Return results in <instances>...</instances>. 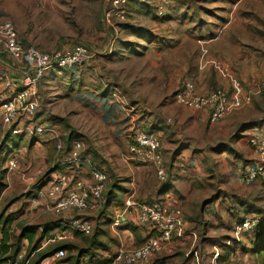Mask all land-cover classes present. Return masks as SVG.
<instances>
[{
	"label": "rangeland",
	"instance_id": "rangeland-1",
	"mask_svg": "<svg viewBox=\"0 0 264 264\" xmlns=\"http://www.w3.org/2000/svg\"><path fill=\"white\" fill-rule=\"evenodd\" d=\"M157 2L131 0L128 15L125 21L116 25L117 39L110 46L109 34L112 29L105 28L102 17L105 0H0V16L13 22L25 43L48 52L83 44L97 53L93 66L91 63L90 66L82 65L87 71L78 72L76 68L67 72V68H52L39 82L40 109L35 122L55 129L57 135H41L35 137L36 141L33 142L31 138L34 136L24 133L23 137L14 139L18 171L22 174L19 177H25L26 182L22 181L20 188L14 189L0 183V223L4 217L11 216L10 240H16L22 225H43L53 221L62 222L67 218L63 219L61 215L50 217L51 211L46 201L37 196L39 189L45 186L42 185L48 184L49 175L62 172L58 167L51 174L60 156L56 150L57 142L65 144L72 134L73 140H80L85 148V154L83 151L81 156L84 160L78 165L79 173L83 170L88 172L91 167H104L109 184H115L116 190L127 192V183L136 177L134 168L128 166L132 162L122 157L127 151L129 123L134 122L145 128L160 127L168 135L176 130V122L170 116L174 92L183 80L197 84L202 78L196 76L194 49V21L200 13L197 8L200 1L176 0L175 5L162 14L156 10ZM146 38L154 40V43L146 41ZM244 41L254 72L264 70L261 65L264 62V23L261 22L260 31L250 34ZM166 65L172 68L170 76L166 75V71L163 73L164 67L169 68ZM95 68L98 70L94 71ZM179 79L181 81L177 83ZM101 97H107L110 101V109L114 113L111 117L97 110L100 107L94 99ZM252 105L255 107L253 111L260 115L256 122L262 123L264 102ZM176 115L178 118L187 116L182 111ZM111 118L113 121H109ZM168 118L172 120L168 122ZM178 128L185 132L180 138L168 139L174 148L163 157L169 180L176 183L169 186L168 199L181 209L183 228L174 234L179 239L177 243L166 246L149 262L264 264L263 254L249 250L251 235L236 236L232 233L233 223L241 215L252 214L258 219L264 218V176L249 185H242L236 180L239 171L253 165L257 158L247 161L243 167L240 166L242 159L239 164L235 162L240 158L237 156L239 149L235 150V154L230 144L239 134L237 128L234 131L231 129L225 137L219 135L218 139H215L217 134L212 135L211 132L209 135L199 133L202 137L193 140L188 134L198 135L197 128L191 125ZM153 131L159 136L156 129ZM120 132L122 137L116 138L114 133ZM4 139L7 140V137ZM0 147L3 148L2 143ZM3 150L6 161L8 154L14 152L5 147ZM160 151L164 155L163 150ZM87 152L91 154L89 160ZM236 164L238 167L234 168ZM147 173L150 179L145 182L158 186L154 167L149 166ZM12 178L9 177L10 180ZM36 187L39 188L33 195L32 190ZM243 203L245 206H242ZM79 215L78 212L72 213V217ZM104 229L96 239L109 246L112 253L121 243L132 248L143 241L141 228L137 226L135 231L129 229L131 236L110 226ZM66 233L71 237L69 241L79 246L78 249H87L88 242L93 238L91 235L78 239L70 229ZM46 239L45 248L55 242L51 235ZM45 248L33 251L26 264H34ZM27 251L28 244L22 241L20 250L13 259L10 258L11 261L17 257L19 264ZM102 252L98 250L93 253L101 255ZM70 255V252H66L62 258ZM60 259L53 257L40 260L37 264H69L60 262Z\"/></svg>",
	"mask_w": 264,
	"mask_h": 264
},
{
	"label": "built area",
	"instance_id": "built-area-1",
	"mask_svg": "<svg viewBox=\"0 0 264 264\" xmlns=\"http://www.w3.org/2000/svg\"><path fill=\"white\" fill-rule=\"evenodd\" d=\"M131 0H105L103 23L108 29L110 46L117 39L116 25L125 21L128 15V6ZM176 0H158L156 10L165 11ZM0 49L6 51L13 59L25 65L26 70L21 81L14 82L0 73V83L3 87L14 89L9 98L0 93L1 122L5 128H11L12 134L27 133L38 137L41 135H57L55 129L35 122L36 113L40 104L39 82L45 73L52 68H67L69 70L81 67L93 61L97 53L83 44H73L62 49L43 51L34 45L25 43L20 37L12 21L0 16ZM110 52V48L108 49ZM264 90V74L259 79L254 92L243 93L239 82L233 84L232 91L216 88L206 93H199L190 81H184L174 92L173 99L177 105L193 109L205 110L209 120L215 122L232 110L251 102L254 95H260ZM171 118H168V122ZM15 124V126H13ZM13 126V127H12ZM128 145L125 160L150 163L155 170L159 183H165L168 178L164 158L161 153V138L154 131H148L143 125L131 122L128 126ZM245 142L252 148L257 161L244 172L239 171L238 179L243 184H250L264 172V135L258 129L246 135ZM56 150L64 152L62 141L57 142ZM83 144L80 140H73L70 149L65 153L64 164L66 170L50 177L48 184L39 189L37 196L53 202L52 208L56 212L76 211L77 217L62 221L70 229L84 235L93 232L94 222L90 219L102 206L103 192L106 188L108 175L91 167L88 171V182L79 177V163H81ZM9 170L17 167V161L10 157L7 161ZM134 212L135 222L139 225L154 229L156 234H149L138 246L128 248L119 246L112 256L110 264H146L152 256L160 253L171 241L173 233L182 220L179 206L170 199L140 202L134 193H127L123 204L112 217V227L117 229L122 225L125 216ZM259 219L254 215H244L235 225L233 233L242 236L250 233L258 224ZM1 243V238H0ZM65 250L58 249L53 257L62 258ZM17 257L3 259L0 255V264H17ZM79 264H85L80 261Z\"/></svg>",
	"mask_w": 264,
	"mask_h": 264
},
{
	"label": "crops",
	"instance_id": "crops-1",
	"mask_svg": "<svg viewBox=\"0 0 264 264\" xmlns=\"http://www.w3.org/2000/svg\"><path fill=\"white\" fill-rule=\"evenodd\" d=\"M199 1H200V4L197 5V8L199 9L200 13H198L197 18L194 21V27H196L195 32H194V37H195L194 49L196 53L195 54L196 76L202 77V78L199 79V81H197V84L194 83V81H190L187 79L183 80V82L184 81L192 82L195 86L196 91L199 93H206L216 88H224L228 91H232L233 84L235 82H239L241 84L243 93L254 92L259 79L264 74L263 72L264 70H261L260 72H254V67H251L250 60L248 58L249 53L246 51L248 47L247 45H245L244 39H247L250 36V34L252 35L257 30L260 31L261 22L264 23V0H199ZM252 2H254L255 4H253ZM174 5L175 4H173V6ZM148 42L154 43V40L152 41L150 40ZM164 46L165 44L162 45V47ZM104 55H107V54H104ZM92 62L93 61L83 64V65H89L91 63L90 65L93 66ZM261 65L263 68L264 62H262ZM166 66H169V65H166ZM171 69L172 68L170 66L169 68L164 67L163 73H165L166 71V75L170 76V71H172ZM25 70H26V67L23 63L16 61L6 51H3L2 49H0V73L2 75H4L7 79H10L14 82H18V81H21L22 77L24 76ZM93 70L97 71L98 69L95 68ZM69 71L70 70L67 69V72ZM82 71L85 72L87 70L84 69L83 66L78 67V72H82ZM180 81L181 79H179L177 83H179ZM40 90H41V87H40ZM105 90L103 91L104 93H106ZM14 92H15L14 89L5 88L3 87L2 83H0V93L5 95L7 98L11 97ZM254 97H252V100L254 98L253 102H250L240 108H236L232 110L230 113H228L227 115H225L224 117H222L221 119L215 122H211L209 120L208 113L205 110L189 109V108L177 105L174 102V105L172 104V106L170 107L172 108V110L170 111V116L173 118L174 122H176V125H175L176 130L171 131L173 133L168 135L160 127L153 128V130L154 129L157 130V132L159 133V136L161 137V142H162L161 150H163V153H164L163 156L166 157V155L169 152L173 151V148H174V145H172L171 143H168V139H171L172 141V139L180 138L181 134L185 132L184 129H182L181 130L182 132H181L179 130L180 128L178 127H183V126L186 127L188 125H191L193 128L194 127L197 128V130H199V131L196 130V132H198V135L197 133L188 134L191 140H193V138L200 139V137H202L200 136V134L209 135L211 134V132H212V135L217 134L215 139H218L219 135L222 137L227 136L228 132L231 129H233L234 131L237 128V131H238L242 125L253 122L252 126L249 129L238 132L239 133L238 136L235 137L234 142H232L233 145L230 144V149L231 150L233 149L234 153L236 152L235 150L237 148L239 149L237 151L238 152L237 156L240 158H237L235 162L239 164L240 159H242V162L240 163V166L242 165V167L244 166V163H246L247 161H251L252 159H254V157L257 158L252 148L245 142L246 135L250 134L256 129L257 130L259 129L261 133L264 135L263 133L264 118L261 119L263 121L262 123H260L261 121L256 122V120L258 119L260 115L257 114V112L255 113L253 111L255 110V107L252 105V104H255V102H260V101L264 102V92L261 93L260 96L254 95ZM258 99H260V101H258ZM94 102L97 103L98 107H100L97 110L100 111L102 114L104 113L105 115L110 116V117L114 114L112 113L113 110L110 109L111 108L109 105L110 101L108 100L107 97H101L98 100L94 99ZM39 109H40V105L38 107L37 112L39 111ZM178 111L186 112L187 116L178 118L176 115ZM258 111L259 113L262 114V112H260L259 109ZM109 121H113L112 118L109 119ZM204 128H206L207 130H204ZM234 133L235 132H232V134ZM114 134L116 138L122 137V132L118 134L116 133ZM23 135L24 134L14 135L11 133V128H8V129L5 128L1 122V115H0V139L3 138L2 142L0 143H2L3 148L5 147V149L11 152L12 151L14 152V153H9L8 158L5 161V158L3 156L5 154L4 150L3 148L0 147V157L3 158L2 161L5 162V164L3 162V166H2V161H0V164H1L0 171L1 170L3 171L0 175V179H1L0 183L4 184V186H7V188L9 189H14V187L20 188L21 185L19 184H23L22 181L26 182L25 177L23 178L19 177V176H22V174L19 173L18 171V168H19L18 161L19 160L17 157L16 141H14V139L23 137ZM5 136L7 137V140L4 139ZM8 140L10 142H8ZM72 141H73V138H72ZM127 145H128V141H127ZM185 150L186 149H184V151ZM83 151H84L83 154H85L84 146H83ZM222 153L224 152L222 151ZM21 155H22V152H21ZM10 157H13L17 161V167L13 170H9L7 166V161ZM64 157H65V153L61 152L57 160V164L55 165V169H53V171L51 170V172H53L51 174H54V172L58 170L57 169L58 167H59V170L61 171L66 170V166L64 165ZM86 157H87V160H89V158L91 159V154L87 152ZM42 162L44 163L45 159L42 160ZM131 162L132 164H128V166L130 169L132 167L134 168L136 177L132 178L131 182L127 183L128 184L127 192H121L120 190H116V187H115L116 185L114 186V184H111L109 186L110 190H109L106 204L95 215L96 216L95 218L98 221V226L101 227V224H102V227H101L102 229L105 228L107 230V226H110L111 229H114L111 224L112 217L115 214V212L121 208L124 198L127 193H130V192L134 193V195L140 202H149L151 200H155V199L157 200V198L168 200V191H166L165 193H161V194L158 193V190L161 187V185L157 183L158 186L155 184L153 186L145 182L146 179H150L149 174L147 173V171L149 170V166L152 167L151 165H149L150 163L143 164V163H139L135 161H131ZM194 163L195 161H193L192 164ZM237 164L234 165V168L238 167ZM248 167L249 166H247V168ZM238 171L239 169H237L235 173L237 174ZM167 172L169 176L168 169H167ZM11 176L14 178L10 180L9 177ZM51 176L52 175H49L48 178H50ZM238 176L239 174H237V177H236L237 182L239 181ZM79 177H81L83 180L87 182L89 180L88 172L85 170H83L82 173H79ZM18 180L20 181L18 182ZM256 180H254L253 182H255ZM169 182L171 185L176 184L175 181H173L172 179L169 180ZM238 183H241V182L239 181ZM44 185L46 186L47 184H43L42 186ZM244 185H249V184H244ZM37 188L39 187H36L34 190H32L33 195L36 192ZM40 199L43 201L44 200L46 201L47 208L51 211L49 213L50 217H53L54 215H58V216L61 215L63 219H65V217L71 218L72 213L76 212V211L56 212L52 208L53 202L51 200L44 199L41 197ZM134 216H135L134 212L128 213L125 216V218L122 220L121 227L114 229V230L121 229L122 232L124 233L128 232L129 233L128 235L131 236L129 229L124 228L122 226H125L129 222L135 223ZM108 218L111 219L110 222H106ZM12 223L13 221H10V223L7 225L8 229ZM182 224L183 223L181 220L174 234L178 233V231H180L183 228ZM137 227L141 228V236L142 238H144L147 234V230L145 229V227H143V225L137 224ZM8 232L10 231L8 230ZM66 232L62 233L57 228H55L53 231L50 232V235L53 236L55 240L70 239L71 237ZM119 238L121 239V237ZM131 239L132 238L130 237V240ZM178 240H179L178 237L174 236L172 241H170V243L167 246L171 247L172 245L176 244ZM119 246H122V243ZM108 252L109 251H103L102 253L107 254Z\"/></svg>",
	"mask_w": 264,
	"mask_h": 264
},
{
	"label": "trees",
	"instance_id": "trees-1",
	"mask_svg": "<svg viewBox=\"0 0 264 264\" xmlns=\"http://www.w3.org/2000/svg\"><path fill=\"white\" fill-rule=\"evenodd\" d=\"M102 17H103V14H102ZM110 33H111V31H110ZM145 40L150 41L151 39L146 38ZM263 92H264V90H263ZM252 124H253V122L246 123V124L242 125L239 128V131H244V130L249 129L252 126ZM13 126H15V124ZM146 129H148V131H153V128H146ZM72 138L73 137L71 134L67 137L65 144L63 143L64 144V153H67L68 150L70 149L71 144H72ZM31 140L33 142L36 141L35 137L31 138ZM96 168L104 171L107 174L106 169L104 167L98 166ZM241 170H243L245 172L247 170V166L243 167V169H241ZM2 172L3 171L1 170L0 175ZM261 176H264V172L259 177H261ZM256 179H258V177ZM109 182H110V179L108 177L107 185H106V188H105L103 195H102L103 200H102L101 208L104 207V205L107 202V198H108V194H109V190H110L109 189V186H110ZM158 184L161 185V187L158 190V193L159 194L165 193L168 190L169 186H171V184L169 182V176H168L167 181L165 183L162 184V183L158 182ZM114 186H115V184H114ZM162 200L163 199H157V200L155 199V200H151V201L146 202V203H151L153 201H162ZM242 206H245V204L243 203ZM99 211L100 210H98L93 216L90 217V219L94 222V229H93V232L91 234L84 235L82 233L74 231V234L78 239L85 237V236H91V235L93 236V238H91L90 241L88 242L89 244H88L87 249H78L79 246L76 243L69 241L70 239L55 240V242L52 243L53 245H51V246L49 245L46 248L44 247V245H46V243H45V241L47 240L46 238L50 236L51 231H53L55 228L60 229L59 231H61V232L65 231L67 229V227L64 224H62L61 220L60 221L47 222L43 225H22L20 227L19 234H17V236H16V240L13 241L11 239V241H10V234L8 232L9 229H8L7 225L11 221V218H10L11 216L4 217L3 221L0 223V233H1L0 234V238H1L0 255H1V258L13 259L15 257V255L17 254V252L20 250L21 242L23 240H25L28 244V251H27V254L24 257V259L22 261H20L19 264H26L30 258V254L33 251H35L36 249H39L41 247H43L45 249H43L39 253V257H38L37 261H35L34 264H37L40 260L43 261V260H47V259H53V254L58 249L65 250V253L66 252L71 253L70 257L60 259V262H62V263L66 262L69 264H79L81 259H82V261H84L85 264H110L112 261V256L114 255L115 251H113V253L110 252L108 249L109 246H107L105 243H103L100 239H98V238L96 239L98 234L99 233L101 234L103 232V229L98 226V221L95 218L96 217L95 215ZM242 217H243V215H241L238 220L234 221L233 226H232V233H233V229H234L235 225L242 219ZM110 220L111 219L108 218L106 222H110ZM136 226H137L136 222L135 223L129 222L125 226H122V227L131 229L132 231H135ZM143 227H145V229L147 230L146 236L142 239L143 241L145 240V238L149 234H154V235L156 234V231L154 229H148V227H146V226H143ZM248 235H251V247L249 248V250L255 254H263L264 255V218L259 219L257 226L250 233H248ZM173 238H174V233H173L172 239ZM143 241H141V243ZM140 244H138V245H140ZM91 249H93V251H91ZM98 250L109 251V252L107 254L101 253V255L93 253L94 251H98ZM156 254H158V253H156ZM156 254H154V256ZM96 255H97V258H95ZM147 264H157V263L156 262H149Z\"/></svg>",
	"mask_w": 264,
	"mask_h": 264
}]
</instances>
